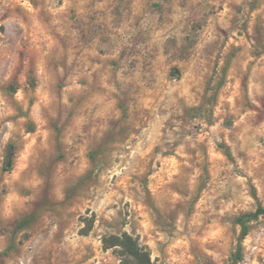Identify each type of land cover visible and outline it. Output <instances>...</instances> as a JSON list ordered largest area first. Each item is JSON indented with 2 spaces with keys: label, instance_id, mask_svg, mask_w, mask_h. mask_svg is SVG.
I'll return each instance as SVG.
<instances>
[{
  "label": "rangeland",
  "instance_id": "obj_1",
  "mask_svg": "<svg viewBox=\"0 0 264 264\" xmlns=\"http://www.w3.org/2000/svg\"><path fill=\"white\" fill-rule=\"evenodd\" d=\"M264 0H0V264H264Z\"/></svg>",
  "mask_w": 264,
  "mask_h": 264
},
{
  "label": "trees",
  "instance_id": "obj_2",
  "mask_svg": "<svg viewBox=\"0 0 264 264\" xmlns=\"http://www.w3.org/2000/svg\"><path fill=\"white\" fill-rule=\"evenodd\" d=\"M264 216V208L259 207L253 214L242 216L238 219V224L243 229L242 238L248 234V220L257 219ZM114 241H105L109 247H121V255L123 256V264H154L148 252L141 248L136 240L125 234L122 238H114Z\"/></svg>",
  "mask_w": 264,
  "mask_h": 264
}]
</instances>
